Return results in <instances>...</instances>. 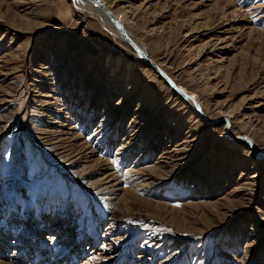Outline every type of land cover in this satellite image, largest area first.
Returning <instances> with one entry per match:
<instances>
[{
	"label": "rangeland",
	"instance_id": "374dc122",
	"mask_svg": "<svg viewBox=\"0 0 264 264\" xmlns=\"http://www.w3.org/2000/svg\"><path fill=\"white\" fill-rule=\"evenodd\" d=\"M103 1L208 121L82 5L0 0V264H264V0Z\"/></svg>",
	"mask_w": 264,
	"mask_h": 264
},
{
	"label": "bare ground",
	"instance_id": "6f19581e",
	"mask_svg": "<svg viewBox=\"0 0 264 264\" xmlns=\"http://www.w3.org/2000/svg\"><path fill=\"white\" fill-rule=\"evenodd\" d=\"M74 1V3L76 5H80L79 7H81L83 9V7H85L83 10L84 12H86V15L88 17H91V18H94L96 19L97 21H99V23L102 25V27H104L105 29H107V31L110 32V34L112 35V37L116 38V39H119V40H124L122 34H121V30H122V26H123V29L125 31H127V33L129 34V36H131V38H133V40L137 43L138 46H140L143 51L145 53L146 52V49L145 46L139 44V41L134 37L132 31L129 29L128 27V24L126 23V21H124L125 19L123 18L124 17V13L123 12H120V13H117V12H112L110 10V7L108 5L107 2L103 1V0H72ZM83 7H82V6ZM86 9V11H85ZM109 11V12H108ZM108 12V13H107ZM122 24V26H121ZM126 42V41H125ZM126 47V45L124 46ZM134 50V49H133ZM135 51V50H134ZM136 53V52H134ZM137 55V54H135ZM151 60H153V58H151ZM154 61V60H153ZM125 68V67H124ZM149 68V67H148ZM155 72V71H154ZM156 73V72H155ZM163 80V79H162ZM179 85V84H178ZM179 87H181L183 90L186 91V93H188L189 95L187 96L186 94L183 95L181 93H178L176 92L177 95H179L183 100H185L189 106H191L190 108H192L193 112H194V108H196L197 110H199V106H198V102H196L195 100L198 101V96L192 92V91H189L187 90L185 87L179 85ZM184 97V98H183ZM195 99V100H193ZM201 111V110H200ZM199 112V111H198ZM225 115V114H224ZM227 116V115H226ZM229 117V116H227ZM227 117H224V119H227ZM229 119V118H228ZM228 123V122H227ZM227 133V132H226ZM229 133V132H228ZM229 136V135H228ZM251 137L244 134L242 135V140L243 141H246L250 147L253 149L254 145H253V142L251 141ZM239 141V140H238ZM70 143V142H69ZM134 145V143H133ZM68 146V144H67ZM74 148V147H73ZM77 148V147H76ZM129 148V147H128ZM133 148V147H130V149ZM255 148V147H254ZM256 149V148H255ZM132 150V149H131ZM74 151V150H73ZM78 151V150H77ZM76 151V152H77ZM80 151V150H79ZM78 151V152H79ZM253 152H256L255 150H253ZM251 151V154L253 153ZM82 153V152H81ZM122 153V152H121ZM124 153V152H123ZM130 153V152H129ZM89 156V155H87ZM262 156V157H261ZM264 154H261L260 153V156H258L259 158H263ZM90 157V156H89ZM92 157V156H91ZM85 159H86V156H85ZM90 160V159H89ZM101 163V162H100ZM104 167V170H107L109 169L106 165V163H103L102 164ZM100 165V166H102ZM102 166V167H103ZM106 176H109L106 175ZM106 178V177H105Z\"/></svg>",
	"mask_w": 264,
	"mask_h": 264
},
{
	"label": "water",
	"instance_id": "95a60500",
	"mask_svg": "<svg viewBox=\"0 0 264 264\" xmlns=\"http://www.w3.org/2000/svg\"><path fill=\"white\" fill-rule=\"evenodd\" d=\"M122 26V24H121ZM121 34L124 38V41H126L136 52L137 56L147 65L149 66L150 68H152L153 71H155L159 77L161 79H163L165 81V83L167 84V86H169L170 88H172L174 91L178 92V93H181L183 95H189L188 93L185 92V90H183L181 87H179L168 75L167 73L160 67L158 66L153 60H151V58L148 56L147 53H145L143 51V49L137 45V43L133 40V38H131V36H129V34L127 33V31H125L123 29V26H122V30H121ZM194 100V99H193ZM201 109L199 108V112H197V114L205 119L206 121H208L204 115V113L202 112V110L200 111ZM227 125V124H226ZM227 130V129H226ZM231 136V135H230ZM234 137V136H233ZM236 137V136H235ZM234 137V138H235ZM237 137H240L242 138V136H237ZM253 150H255V148L253 147Z\"/></svg>",
	"mask_w": 264,
	"mask_h": 264
},
{
	"label": "snow or ice",
	"instance_id": "6c2138e0",
	"mask_svg": "<svg viewBox=\"0 0 264 264\" xmlns=\"http://www.w3.org/2000/svg\"><path fill=\"white\" fill-rule=\"evenodd\" d=\"M170 231V230H169Z\"/></svg>",
	"mask_w": 264,
	"mask_h": 264
}]
</instances>
